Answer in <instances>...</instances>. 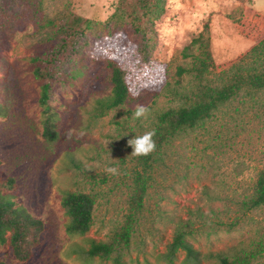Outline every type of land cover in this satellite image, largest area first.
Returning <instances> with one entry per match:
<instances>
[{"label": "rangeland", "instance_id": "obj_1", "mask_svg": "<svg viewBox=\"0 0 264 264\" xmlns=\"http://www.w3.org/2000/svg\"><path fill=\"white\" fill-rule=\"evenodd\" d=\"M118 0H0V196L16 202L45 225L40 244L26 263L14 260L8 247L0 260L8 264H113L89 258L82 249L91 240L107 241L124 221L132 178L143 168L130 156L129 139L152 130L157 115L188 103L200 83L189 74L182 49L209 23L214 71L202 84L220 86L219 73L236 63L264 37V0H164L153 19L148 56L142 43L120 18ZM68 14L91 22L87 43L67 72L74 78L54 86L56 139L40 137L39 83L30 59L56 44L55 26ZM126 73L133 96L126 107L96 117V100L109 93L105 60ZM136 104L149 109L133 119ZM70 134V136H69ZM148 188L134 225L124 264H169L168 246L177 229L199 253L185 262L179 250L172 264H219L217 255L256 252L249 264H264V206L245 211L264 170V90H243L215 116L181 133L160 152L148 155ZM118 169V175L106 171ZM12 180L10 187L4 186ZM65 192L94 197L93 223L84 236L68 235L61 206Z\"/></svg>", "mask_w": 264, "mask_h": 264}, {"label": "trees", "instance_id": "obj_2", "mask_svg": "<svg viewBox=\"0 0 264 264\" xmlns=\"http://www.w3.org/2000/svg\"><path fill=\"white\" fill-rule=\"evenodd\" d=\"M164 0H118L117 10L120 18L127 23L132 35L142 43L141 54L148 56L149 33L153 19L163 12ZM91 22L75 14L61 18L55 26L54 37L57 44L45 55L30 59L31 74L39 83L37 100L41 114L40 137L44 140L56 139L57 113L51 104V95L55 85L74 78L67 72L69 65L78 58L81 49L87 43V31ZM181 56L190 60L187 67L179 66L176 75L189 74L200 83L197 91L188 103L162 110L156 117L153 128L156 130L155 153L160 152L168 143L181 133L190 131L212 119L224 104L231 102L243 90H264V37L252 46L228 70L221 71L218 77H225L220 86L202 84L205 77L214 71V61L210 51L209 23L206 22L199 34L181 51ZM107 72L109 93L96 100V117L105 116L111 110L126 107L132 100L126 73L116 61L107 59L103 65ZM5 109L0 105V118ZM143 168L134 173L132 194L124 221L110 238L104 242L91 240L88 249L78 247L89 258L113 264H124L123 254L129 249L134 225L143 208V199L150 180L149 156L142 158ZM12 180H6L4 186L10 187ZM68 216L64 231L68 235L84 236L93 223L94 197L82 192H65L60 201ZM16 202L0 196V248L8 247L14 260L22 263L33 257V249L40 244L45 225L40 219L32 217L25 209L15 206ZM245 211L264 206V170L260 171L253 186L252 195L241 203ZM184 230L177 229L168 246V262L179 251L185 252V262H199V253L185 239ZM256 252H237L232 255H217L219 264H249L255 259ZM0 264H8L0 260Z\"/></svg>", "mask_w": 264, "mask_h": 264}, {"label": "clouds", "instance_id": "obj_3", "mask_svg": "<svg viewBox=\"0 0 264 264\" xmlns=\"http://www.w3.org/2000/svg\"><path fill=\"white\" fill-rule=\"evenodd\" d=\"M149 113V109L143 104H136L134 106L132 112V118L141 120L146 119ZM70 136V134H69ZM156 136V130L152 129L146 131L143 135L135 136L132 139H129L127 144L130 148H132V152L130 156L141 157L148 156L156 151V142L154 137ZM106 171L112 175H118V169L116 168H108Z\"/></svg>", "mask_w": 264, "mask_h": 264}]
</instances>
